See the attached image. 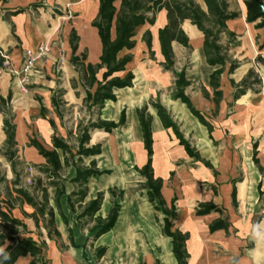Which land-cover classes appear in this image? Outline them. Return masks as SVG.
I'll use <instances>...</instances> for the list:
<instances>
[{
	"label": "crops",
	"instance_id": "obj_1",
	"mask_svg": "<svg viewBox=\"0 0 264 264\" xmlns=\"http://www.w3.org/2000/svg\"><path fill=\"white\" fill-rule=\"evenodd\" d=\"M82 1L83 0L0 1L1 51L6 52L10 59H13V61L17 63L21 60L23 50H35L40 43H52L56 39L55 34L58 29V20L51 19L54 22L52 26H50L51 24L48 21V6L55 4L69 7L71 5H79ZM97 7L98 0H93L92 10L91 0H84L83 5L79 7L81 15L77 22V28H73L84 44L89 45L90 49L91 44L93 45V49H91L92 54L99 55V38L97 37L96 29L90 24L96 14ZM20 8L23 9L22 12L17 13L16 15L3 17L7 11ZM158 13L160 14L158 22L163 26L165 23V11L161 10ZM59 18L60 17H58V19ZM236 19L227 22L229 29H231L229 26L230 23L235 22ZM138 27L140 26H137L135 29ZM71 29L72 28L69 27L63 34L66 57L65 66L62 67V70L63 72H66L67 75L70 74V78L67 80L68 86H58L54 89L52 85L39 80L41 85L39 90L46 87L47 97L43 96L42 100L39 98H31L27 100L26 102L30 107L22 119L18 120L17 114H13L16 148L21 147L23 148V151L33 153L39 164L44 163V159L37 153L35 148L28 145L29 137H35L46 148H50V137L54 131L57 133V128L60 127L62 131L60 134H57L67 139V133L71 131L72 136L69 138V142H74L73 136L75 134V126L77 122H75L73 130H70L71 128L64 129L65 117L63 112L61 111L62 115L59 118L51 104V96L54 91L60 88L64 90V93L61 96V99L65 102L64 104L74 105L75 103H78L79 105H83L82 99L84 97V91L80 86L77 71L69 62L72 54L68 41ZM193 29L199 34V48L202 49V34L195 26ZM258 35L262 40L260 41V38H257L258 50L255 55H261L264 57V34L262 36L260 34ZM156 36L157 30L155 32V45L158 49ZM260 46L262 47L259 48ZM78 49L79 45L75 52V55L77 56ZM55 53L56 49L53 48L50 55ZM84 62L87 63L91 61ZM258 64L260 68L264 69L263 64ZM49 66L50 65L46 66L48 72ZM210 67L214 70L218 66ZM240 67L241 65L236 70ZM249 68H251V66H249ZM249 68L246 69L248 70ZM134 79H136V77L133 78L131 87L115 88L114 93L116 95V100H105L103 102V107L100 110L101 119L117 121L120 111L125 109L124 105L129 104V115H126L125 111V123L122 126L115 128L110 133L99 129L90 131L88 145L95 144V142H92V138L95 134L104 137L113 132L121 131V133L129 136L131 139L139 141L141 149L138 156L135 158L133 165L141 167L145 163L147 156L143 148L142 134L136 115V109L140 108L139 104L142 103L146 96L144 94H134V91H137L135 87L137 83ZM231 88L232 86L230 85V88L227 90L229 94L231 93ZM220 89L222 90V99L219 103L218 110L222 109V107L229 102V98L224 96V86L221 82ZM36 90L38 89L36 88L34 92L41 95V93ZM118 91L122 92L119 96H117ZM206 91L208 92V90ZM9 92L12 94L9 84H2L0 86V97L6 99ZM246 94L240 97H243ZM65 95H70V98H64V100L63 96ZM210 97L211 95H209V98ZM240 97L236 100H233V98L231 100L237 102ZM7 104L8 101L6 102V105ZM41 106L46 110L44 116H41L40 114ZM48 111H50V116L47 115ZM148 112L151 115V131L153 138L152 168L154 175L162 179L161 194L165 202L169 204L172 199L174 200L177 217L173 220V228H177L181 232H188L189 234V238L186 241V251L188 253L186 264H264V243H261V239L264 238V178L263 172L260 170V168L264 169V163H253L252 160H250L248 168L244 174L239 176H235V174L228 171L225 173L221 172V176L215 179L217 183V195L212 192L213 189L211 187H208L207 189L204 188L203 191H201V189L195 188L194 186L192 188H190L191 186L187 187L189 190L185 194V186H181L183 183L180 184L177 182L175 185H168L167 178L173 171L171 167V144H168L167 155L164 160L159 158L157 152L156 140L165 141L166 137L168 141V133L171 129H165L161 125L154 108H148ZM174 112L185 125V130L190 131L192 128L191 126L195 125V123L188 118H185L183 112H178L176 110H174ZM88 116L89 115H87L85 119H87ZM2 118L3 116L0 117V140L3 139L2 142L4 143L5 136L2 131ZM47 119L53 120L55 128L49 124ZM23 124L24 126L22 127ZM186 125H189L190 127L187 129ZM178 146L182 148L180 145ZM244 148V151L248 152V147L245 146ZM100 150L101 152L97 155L83 156L82 164L84 166H89L91 160H95L97 168L109 170V173H104L98 176H89L86 179V182L83 185L86 188L85 196L81 203H74L76 212L72 211L68 202V195L73 190L77 189V185L71 182V179L75 177L76 171L73 166H67L64 168L63 186L65 193L59 197V206L67 223L64 222L55 207V188L48 187L47 189L48 205L53 209L54 224L59 236H55L53 233L48 236L47 231L41 222H39V226L37 227L32 218L24 215V213L30 214L33 212V208L25 202L13 208L12 215L20 219L26 225L27 230L30 231L29 235L37 241L45 242L43 247V257L46 264H156V260H158L160 264H176V259L173 256L171 249V240L161 232L163 220L162 225H153V211L146 208L144 202H141L139 207L137 206L140 193L137 197L136 195H133V198H130L124 192L122 198L117 199L120 204V210L115 224L109 231L99 235L95 239H91L92 234L89 231L93 224L91 219L86 217L82 220L77 219V213L80 211L79 204L84 205L88 203L90 200L94 199L97 192L100 191L104 193L103 199L94 216L105 217L111 206V198L107 190L113 187H120V177L118 176V173L114 174V167L105 164V155L107 152H104L101 144ZM182 150L183 153H185L183 148ZM134 172L138 174L135 170ZM233 189L235 190L236 205H233L231 198ZM141 201L143 200L141 199ZM208 202L215 204L220 209V212L212 210L207 214L197 215L195 210L198 208V205L200 203ZM217 218H221L228 223L227 231L224 229H216L213 232L209 231V224ZM69 229L71 234H69ZM70 236L75 246L71 245L69 239ZM99 247H105L106 250L101 257H96L95 252ZM1 250L2 247H0V252ZM31 259L32 258L29 255L20 256L16 259L14 264H29Z\"/></svg>",
	"mask_w": 264,
	"mask_h": 264
},
{
	"label": "trees",
	"instance_id": "obj_2",
	"mask_svg": "<svg viewBox=\"0 0 264 264\" xmlns=\"http://www.w3.org/2000/svg\"><path fill=\"white\" fill-rule=\"evenodd\" d=\"M6 2V0H0ZM244 7V20L246 23H255L256 28H264V0H241ZM165 11V23L157 29V44L163 61L161 63L163 69L171 70L173 66V50L172 44L178 43L184 47H189V38L183 29V24L188 22L191 26L202 34V52L205 62L209 66H218L208 75V85L211 89L210 99L215 105L214 113L218 111L219 103L222 99V90L220 89V77L227 66V73L233 74L240 66V61L232 59L228 54V50L239 45L237 34L229 29L227 22L239 17V13L230 10L226 0H98V7L95 16L91 20V26L96 29L99 42L100 53L97 62L85 63L86 53L75 55L78 47L79 37L74 28L69 34V45L72 51L69 62L74 66L78 73L79 83L84 91L82 99L83 106L89 115L87 119H79L75 126V134L73 143L69 142L72 132L67 133V139L59 136L56 131L50 137V148H46L35 137L28 138V145L35 148L37 153L44 159V163L35 165L39 175L34 178L32 191H29L19 183V174L17 172V149L15 141V125L13 123V115L4 113L2 118V131L5 140L0 155H2L9 163L10 172L13 176L12 180H7L6 173L0 172V184H3V190H0V264H14L20 256L29 255L31 261L29 264H46L43 257L44 241H37L27 230L26 225L18 218L12 215V209L17 205L25 202L33 208L30 214L24 215L33 219L38 227L39 222L47 231V235L54 234L59 236L54 224V212L52 207L48 205V187L55 188V207L60 216L66 222L65 217L60 211L59 197L65 193L63 186V171L67 166L75 168V177L71 182L77 185V189L68 195V202L73 212L75 202L82 201L85 196L86 188L84 183L89 176H98L109 173V170L99 169L96 167L95 160H91L89 166L82 164V157L89 155H97L101 152L100 144L95 143L88 145L90 139V131L94 129L103 130L110 133L115 128L125 123V109L120 111L117 121L105 120L100 118V110L105 100L115 101V88L131 87L133 74L130 71L125 72L126 65L131 61V54H124L118 57V53L123 50H130L135 46L134 30L137 26L145 23L153 25L156 14ZM23 9H15L7 11L3 17L16 15ZM225 38V43L222 39ZM141 41L145 43L150 53L152 47V35L149 29L144 30L141 35ZM260 46L259 48H261ZM0 49V68H2L5 58L2 56ZM255 62L264 65V57L257 55ZM124 72L121 76L119 73ZM175 94L174 98L183 103L188 111L203 125L208 137L212 139L210 124L204 115L195 108L190 98L185 93V88L189 86L190 81L185 77L184 70L175 73ZM230 85L233 88L232 98L238 99L246 94L249 90L257 92L258 88L254 85H261L260 76L249 68L246 74L235 82L233 78H229ZM203 96L209 98L208 92L203 88ZM64 90L62 88L54 91L51 96V104L54 111L60 118L61 107L65 103L61 96ZM10 92L6 99L0 97V112L3 113V107L10 99ZM155 109L156 115L165 129H171L178 145H180L187 156L197 161L203 162L206 167L212 168L209 161L201 158L198 152L190 147L189 142L177 129L176 124L166 111L165 107L159 102H149ZM45 108L41 106L40 114L44 116ZM137 119L142 134L143 148L146 153V161L141 167L134 166L133 169L144 178L142 186L145 189L147 200L153 205L154 210L163 215V225L161 232L171 240V249L176 259V264H186L188 253L186 251V241L189 238L188 232H181L177 228H173V220L177 217V211L172 199L169 204L165 202L161 194L162 179L154 175L152 168L153 155V138L151 131V115L148 112V103L136 109ZM49 124L55 128L52 119H47ZM256 147V144L253 145ZM60 153H59V152ZM256 163L257 160L253 158ZM263 172L264 169L260 168ZM9 184L11 186H9ZM108 193L111 198V206L105 217L94 216L98 211L103 199V192H97L96 197L88 203L79 204L80 211L77 213V219L82 220L84 217L90 218L93 222L89 231L92 234L91 239L97 238L99 235L109 231L117 219L120 204L117 199H121L125 190L115 187L109 188ZM74 198V199H73ZM233 205H236L235 190L231 193ZM16 202H19L16 204ZM220 212V209L213 203H200L195 210L197 215H204L210 211ZM228 223L217 218L213 220L208 229L213 232L216 229H224L227 231ZM69 234L71 231L69 229ZM71 245L75 246L71 236L69 237ZM106 248L99 247L96 249V257H101ZM143 264V263H141ZM156 264H160L156 260Z\"/></svg>",
	"mask_w": 264,
	"mask_h": 264
},
{
	"label": "rangeland",
	"instance_id": "obj_3",
	"mask_svg": "<svg viewBox=\"0 0 264 264\" xmlns=\"http://www.w3.org/2000/svg\"><path fill=\"white\" fill-rule=\"evenodd\" d=\"M226 1L230 10L239 13L236 21L229 25L236 32L239 45L231 47L228 50V54L231 55L232 59L239 60L241 67L229 75L226 66L225 71L221 75L220 82L224 86V96L229 98V102L216 113H214L215 109L212 101L210 98L204 97L202 91L203 88H206L209 95L212 93L208 85V74L212 68L205 62L202 49L199 48V34L194 31V27L188 22L183 24V29L188 35L189 47H184L178 43L172 44L174 63L171 70L163 69L161 65L163 58L155 45V32L158 27L162 26L158 22L159 13L156 14L153 25L145 23L135 29L133 37L135 46L132 49H123L118 53V57L124 54H131V61L126 65L125 72L130 71L133 74V78L136 77L134 81L137 83L135 85L137 91L135 90L134 94H144L146 96L142 103L139 104V107L148 103V108L152 109L153 107L149 102L161 103L176 124L179 132L189 142L190 147L198 152L201 158L212 164V168H209L203 162L186 156L182 148L178 146L177 139L172 130H169L168 133L170 143L166 137L165 141L156 140L157 152L161 160L166 158L168 144H171V167L173 171L167 178L168 185H175L177 182L183 183L181 186H185V194L189 190L187 187L191 186L190 188H192L194 186L201 189V191L204 188L211 187L213 189L212 192L217 195L218 191L216 190L217 183L215 179L221 176V172L225 173L228 171L235 174V176H239L244 174L250 160L255 163L253 158L258 163H264V69L260 68L259 64L255 62V53L258 50L257 38H260L258 34L262 36L264 28L258 29L255 27V23L245 22L244 7L241 0ZM83 3L84 0L79 5H71L69 7L55 4L48 6V21L51 24L50 26L54 22L51 19L58 20V29L55 34L56 39L49 44L50 48L47 55L36 61L34 70L29 75H26L22 71L23 55H21V60L15 63L6 52L2 51L5 61L2 68H0V86L2 84H9L12 94L11 99L8 100V104L3 107V113L0 112V117L8 112L11 115L17 114L18 120H20L30 107L26 102L27 100L31 98L42 100L43 96L47 97L46 87L39 90L41 88L39 80L52 85L54 89L58 86H68L67 80L70 78V74L67 75L62 70V67L65 66L66 57L63 34L69 27L77 28V22L81 15L79 7ZM92 4L93 0H91V10ZM58 17L60 18L58 19ZM146 29H149L152 35V53L149 52L145 43L141 41V35ZM222 43H225V38L222 39ZM78 45V55L85 52L86 62H97L98 55L92 54V44L90 49L89 45L84 44L79 39ZM53 48L56 49V53L50 55ZM47 65H50L49 72L46 67ZM249 66L260 76L261 85L259 87L253 86L255 89L258 88L257 92L249 90L245 96L240 97L237 102H233L231 100L233 88H231L230 94L227 91L230 88L229 78L232 77L235 82H238L246 74L247 71L245 70ZM181 70H184L185 77L190 81L189 86L185 88V93L195 108L204 115L210 124L212 139L208 137L206 128L190 114L186 106L180 100L174 98L175 73ZM123 74L124 72L119 73L121 76ZM36 88L38 89L36 91H39L41 95L34 92ZM121 93L118 91L117 96ZM64 98L69 99L70 95H65L63 96ZM124 107L126 115H129V104L124 105ZM61 108L65 117L64 129L71 128L70 130H73L75 122L79 119H85L88 115L84 106L78 103L74 105L63 104ZM174 110L183 112L185 118L195 123V125L191 126L190 131L185 130V125L175 115ZM47 115L50 116V111L47 112ZM189 127V125H186L187 129ZM61 131L62 129L58 127L57 133L60 134ZM2 140H0V149L3 146ZM92 142H99L103 146L104 152H107L105 164L114 167V174L118 173L120 187L115 188H123L130 198H133V195L137 197L140 193L137 206L139 207L140 203L144 202V206L153 211V225H162L163 217L161 213L154 210L153 205L146 198L145 189L142 190L144 178L136 174L132 168L135 158L141 149L139 141L131 139L129 136L121 133V131H116L104 137L95 134ZM254 144H256V147L253 146ZM245 146L248 147V152L244 151ZM16 149L17 160L19 162L17 165V172L19 174L18 185L32 191L34 178L39 175L35 165L39 163L33 153L23 151L21 147ZM0 172H5L7 180H12L13 176L10 172L9 163L2 155H0ZM9 186L11 185L9 184ZM0 190H3V184H0ZM18 203L16 202V204Z\"/></svg>",
	"mask_w": 264,
	"mask_h": 264
},
{
	"label": "built area",
	"instance_id": "obj_4",
	"mask_svg": "<svg viewBox=\"0 0 264 264\" xmlns=\"http://www.w3.org/2000/svg\"><path fill=\"white\" fill-rule=\"evenodd\" d=\"M49 51V43H40L35 50L25 49L23 50V65L22 71L26 75H29L33 70L35 63L38 59H41L47 55ZM2 54V53H1ZM3 56V55H2ZM4 57V56H3Z\"/></svg>",
	"mask_w": 264,
	"mask_h": 264
},
{
	"label": "clouds",
	"instance_id": "obj_5",
	"mask_svg": "<svg viewBox=\"0 0 264 264\" xmlns=\"http://www.w3.org/2000/svg\"><path fill=\"white\" fill-rule=\"evenodd\" d=\"M261 243H264V238L261 239Z\"/></svg>",
	"mask_w": 264,
	"mask_h": 264
},
{
	"label": "bare ground",
	"instance_id": "obj_6",
	"mask_svg": "<svg viewBox=\"0 0 264 264\" xmlns=\"http://www.w3.org/2000/svg\"><path fill=\"white\" fill-rule=\"evenodd\" d=\"M46 44H48V43H46Z\"/></svg>",
	"mask_w": 264,
	"mask_h": 264
},
{
	"label": "water",
	"instance_id": "obj_7",
	"mask_svg": "<svg viewBox=\"0 0 264 264\" xmlns=\"http://www.w3.org/2000/svg\"><path fill=\"white\" fill-rule=\"evenodd\" d=\"M263 12H264V10H263Z\"/></svg>",
	"mask_w": 264,
	"mask_h": 264
}]
</instances>
